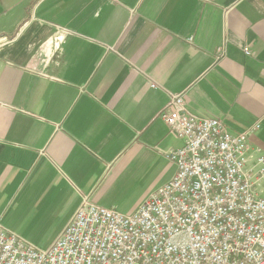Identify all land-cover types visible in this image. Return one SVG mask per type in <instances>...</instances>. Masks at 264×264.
I'll return each mask as SVG.
<instances>
[{
  "label": "crops",
  "instance_id": "0c3cea01",
  "mask_svg": "<svg viewBox=\"0 0 264 264\" xmlns=\"http://www.w3.org/2000/svg\"><path fill=\"white\" fill-rule=\"evenodd\" d=\"M171 93L264 157V0H0V224L48 248L85 199L134 212L176 172Z\"/></svg>",
  "mask_w": 264,
  "mask_h": 264
},
{
  "label": "built area",
  "instance_id": "2783aa9c",
  "mask_svg": "<svg viewBox=\"0 0 264 264\" xmlns=\"http://www.w3.org/2000/svg\"><path fill=\"white\" fill-rule=\"evenodd\" d=\"M160 116L182 140L165 153L172 179L129 214L85 199L46 249L0 224V264H264V157L249 159L248 133L195 115L182 94Z\"/></svg>",
  "mask_w": 264,
  "mask_h": 264
},
{
  "label": "rangeland",
  "instance_id": "374dc122",
  "mask_svg": "<svg viewBox=\"0 0 264 264\" xmlns=\"http://www.w3.org/2000/svg\"><path fill=\"white\" fill-rule=\"evenodd\" d=\"M258 191H259V190H258ZM261 196L264 197V190L261 192ZM48 244H50V243H48ZM48 244H39L38 246H40L41 248H43V247L46 248V247L48 246ZM38 246H37V247H38Z\"/></svg>",
  "mask_w": 264,
  "mask_h": 264
}]
</instances>
